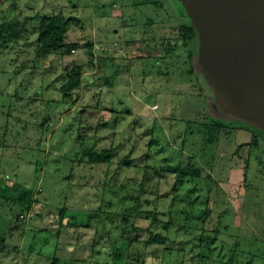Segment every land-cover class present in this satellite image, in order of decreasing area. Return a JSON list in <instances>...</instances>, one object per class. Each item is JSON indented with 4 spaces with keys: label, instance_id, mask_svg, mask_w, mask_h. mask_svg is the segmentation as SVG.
Returning <instances> with one entry per match:
<instances>
[{
    "label": "rangeland",
    "instance_id": "rangeland-1",
    "mask_svg": "<svg viewBox=\"0 0 264 264\" xmlns=\"http://www.w3.org/2000/svg\"><path fill=\"white\" fill-rule=\"evenodd\" d=\"M143 1L0 0V25L29 18L24 39L0 45V184L7 190L0 193V264H53L56 256L62 264H264V96L235 105L217 90L216 100L211 83L225 78L212 73L210 87L204 83L192 22V57L183 47L163 53L160 40L175 36L172 26L191 21L182 0ZM200 4L203 22L215 25L208 40L222 39L217 4ZM54 13L70 20L66 42L82 47L38 59L36 17ZM88 42L104 62L88 63ZM76 62L88 67L81 95L65 97L61 87ZM111 75L112 86L105 85ZM204 116L226 123L207 161L189 144L188 121ZM152 138L156 165L185 159L179 150L187 140L184 151L212 177L185 175L175 186L176 173L151 175L142 214L156 209L172 218L164 245L146 243L149 220L135 231L138 221L121 215L139 194ZM109 147L117 148L109 164L88 163L89 149ZM15 183L33 191L32 212L5 197ZM63 207L76 225L59 238L54 221Z\"/></svg>",
    "mask_w": 264,
    "mask_h": 264
},
{
    "label": "trees",
    "instance_id": "trees-1",
    "mask_svg": "<svg viewBox=\"0 0 264 264\" xmlns=\"http://www.w3.org/2000/svg\"><path fill=\"white\" fill-rule=\"evenodd\" d=\"M140 3V2H139ZM142 3H147L146 0ZM140 3V4H142ZM37 20L40 22V25L35 29V33H38L37 37V45L35 48L36 57L38 59L47 57L51 54H71L73 50L76 48H81L82 46L79 43L69 44L66 42V35L69 30L70 20L66 19L62 14H51L48 16H42V17H36ZM29 19V18H28ZM25 19V23L21 24L18 22L15 18H11L9 21L3 23L0 25V45L3 47H6L8 44L12 42H19L22 39L26 37L28 34V26ZM172 32L175 31L174 37L171 39H166L165 37L160 40L162 46H163V53L167 57L175 56L174 53H177L178 50L184 48V50H187L188 58L192 57L194 54L190 49L191 42L195 39L197 36V32L194 28V26L191 24V21H184L181 24H177L176 26H172ZM152 40V38H150ZM173 40V42H172ZM86 47L89 50V53L91 54V58L88 63L91 65L95 64L94 61L99 60V63L104 62L106 58L100 57L98 59L94 58V51H93V43L88 42L86 44ZM86 62L84 63H73L72 67L68 69V74L66 77L65 82L62 84V91L65 97H69L72 94H76L77 97H80L81 93L80 90L82 88L83 83V76L86 73ZM96 65V64H95ZM202 76V75H201ZM114 77L107 76L104 78L105 85L112 86ZM203 78V76H202ZM204 80V79H203ZM204 83L206 86L208 85L206 81L204 80ZM208 87V86H207ZM210 91V89L208 88ZM199 121V122H198ZM196 122L194 121H188L190 123V129H191V138L195 141L196 146H194L191 141L189 140L190 146L192 148L200 147V151L198 152L199 157H202L205 161L210 160L211 158H208V155H206L207 152H209V148H212L213 146L217 145V143L220 140V135L223 132V130L226 128L225 120L223 119H209V117L204 116L203 119L198 120ZM194 124L195 127L192 125ZM197 125V127H196ZM195 128V129H194ZM154 138V137H153ZM152 138L149 149H147L146 154V165L144 167L143 176L140 184V190L139 194H133L128 199H131V204L126 209L122 211V218L123 222H133L132 218H135V220L138 221L139 225L134 221L133 224L131 223V227L133 226L135 231L144 230L145 227L141 225V219H145L146 221L149 220V226L147 227L150 230L149 238L147 239V244H167L169 241V232L170 228L173 225L172 218L167 219L161 218L159 215V212L155 209L154 211H145L143 213L147 212L149 213L148 216H143L142 214V203H141V194L144 192H148V182H151V175L152 174H158L162 175V173L171 172L177 174V179L175 182V186L178 185L179 182L182 181L183 176L185 175H191L194 178H203L206 176V178L211 179V174L205 170L204 167L196 166L192 160L197 157L192 153V150L190 152L184 151V146L186 145L187 140L182 141L181 149L179 150V155L181 153L187 154L183 155L186 156L185 159L179 160L176 163L173 162V157L166 158L165 161H167L166 165L160 164L159 166L156 165V163L152 160L153 152L151 151V147L155 144L154 139ZM258 145L257 141L255 139V142H253V146ZM251 146V144H250ZM251 146V147H253ZM191 148V149H192ZM244 148L243 146H240L238 150ZM117 148L109 147L104 148L101 150L97 149H89V152L87 154L88 156V163L90 165H98V164H109L116 155ZM206 152V153H205ZM149 158V160L147 159ZM198 158V157H197ZM213 159V158H212ZM131 160L124 159L122 161V164H128ZM195 161V159H194ZM194 163V164H193ZM248 167V166H247ZM247 171L245 172L246 176ZM246 180V177H245ZM147 186V188H145ZM12 190V193L10 196H5L8 199H13L14 201H17L16 203H19L22 205V207H25L27 211L33 210L35 207L37 200L34 198L35 195L32 190H28L24 188L20 184H13L11 187H8ZM7 190H4L0 184V193H5ZM138 191V190H137ZM150 193H158L157 191H153ZM160 216V217H159ZM56 220L54 221L55 228L58 229L57 236L63 237L64 232L66 231V228L72 227L73 224L70 219H68V208L63 207L58 211V214H56ZM128 227V225H126ZM146 228V229H147ZM154 228V230H152ZM159 229V230H158ZM156 230V231H155ZM108 237V236H107ZM138 236H134L131 240H136ZM101 239H105L104 237ZM72 251H76V249L71 246ZM72 253V252H70ZM201 258L207 259V254L201 253ZM63 259L56 256L53 260V264H62Z\"/></svg>",
    "mask_w": 264,
    "mask_h": 264
},
{
    "label": "water",
    "instance_id": "water-1",
    "mask_svg": "<svg viewBox=\"0 0 264 264\" xmlns=\"http://www.w3.org/2000/svg\"><path fill=\"white\" fill-rule=\"evenodd\" d=\"M200 1H204L206 5L207 1L217 4L212 11L220 19L219 31L222 39L215 38L213 42L208 40L210 35H216L215 25L212 19L207 24L203 22L204 17L200 14L203 15L206 11ZM182 2L191 22L198 30L200 40L198 59L207 84L210 87L209 81L213 82V78L209 77L212 73L225 78L215 86L211 83L215 99L218 100L216 91L219 90L233 100L235 105L250 104L256 99L261 102L264 96V0H182ZM202 55L208 57L204 63ZM226 78L231 82L225 87L222 84ZM262 113L264 115V108Z\"/></svg>",
    "mask_w": 264,
    "mask_h": 264
}]
</instances>
